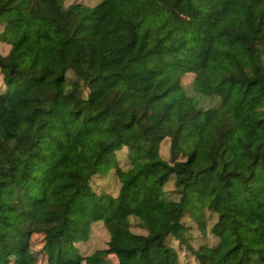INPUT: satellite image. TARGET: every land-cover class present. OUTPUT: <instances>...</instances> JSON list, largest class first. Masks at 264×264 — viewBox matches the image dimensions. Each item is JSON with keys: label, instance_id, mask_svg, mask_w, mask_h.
<instances>
[{"label": "trees", "instance_id": "trees-1", "mask_svg": "<svg viewBox=\"0 0 264 264\" xmlns=\"http://www.w3.org/2000/svg\"><path fill=\"white\" fill-rule=\"evenodd\" d=\"M65 1L0 0V264H264V0Z\"/></svg>", "mask_w": 264, "mask_h": 264}, {"label": "rangeland", "instance_id": "rangeland-1", "mask_svg": "<svg viewBox=\"0 0 264 264\" xmlns=\"http://www.w3.org/2000/svg\"><path fill=\"white\" fill-rule=\"evenodd\" d=\"M74 0H66L65 2L67 5H69ZM87 3L90 4H96L100 0H85ZM53 43V42H52ZM50 43V41H39V40H31L27 42L23 48L24 50L29 54H37L38 55V63L48 64L50 67H56V59L54 54L55 46L54 44ZM191 85H192V79L185 81V89L188 94H193L191 91ZM244 101H248V98L243 97ZM173 107L183 111L187 107V102H173ZM254 125L258 129L261 139L264 140V123L261 122V119L257 118L254 120ZM203 156V155H202ZM205 157L202 158V161H204ZM98 184V181L96 182ZM100 185H106V182L102 181L100 182ZM112 185L110 187V191L115 190V182L110 181L108 182ZM93 239L96 242V247H103L105 245V237L103 234V228L102 227H95ZM208 241L210 243L214 242L213 238H208ZM204 242V240L199 241V243ZM193 245H196L193 243ZM41 249V241L40 237L38 235L31 236L28 245L26 247L25 252L23 253V260L21 264H47L46 258L42 256L40 253ZM113 261H117V258L115 256L110 257ZM183 264H191V261L185 257L183 259Z\"/></svg>", "mask_w": 264, "mask_h": 264}]
</instances>
